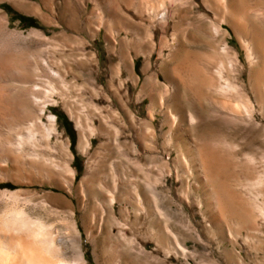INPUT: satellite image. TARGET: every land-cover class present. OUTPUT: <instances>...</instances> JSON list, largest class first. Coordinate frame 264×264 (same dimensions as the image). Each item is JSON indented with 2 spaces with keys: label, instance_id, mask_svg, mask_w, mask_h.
I'll return each mask as SVG.
<instances>
[{
  "label": "rangeland",
  "instance_id": "1",
  "mask_svg": "<svg viewBox=\"0 0 264 264\" xmlns=\"http://www.w3.org/2000/svg\"><path fill=\"white\" fill-rule=\"evenodd\" d=\"M11 56L0 217L76 190L90 264H264V0H0Z\"/></svg>",
  "mask_w": 264,
  "mask_h": 264
},
{
  "label": "bare ground",
  "instance_id": "2",
  "mask_svg": "<svg viewBox=\"0 0 264 264\" xmlns=\"http://www.w3.org/2000/svg\"><path fill=\"white\" fill-rule=\"evenodd\" d=\"M20 65L16 57L11 56L0 63V70L11 81L20 79L22 83L30 84L32 82L30 73H26L22 78L16 74V69ZM8 89L12 108L16 107V104L28 105L23 99L25 90L17 89L10 84ZM61 191L65 192V195L58 193L57 190H44L37 196L46 204H50L44 208L53 220L49 225L43 219L29 220L24 215L27 210L24 212L23 208L21 209L23 212L14 209L0 217V264H90L86 257L83 238L84 231H87L90 237H94L96 233L97 206L91 210L87 207L82 208L78 204L77 200L80 197L76 190ZM95 199L96 195L88 197L89 201ZM84 214L89 216L87 224ZM67 249L74 253L73 261L65 258Z\"/></svg>",
  "mask_w": 264,
  "mask_h": 264
}]
</instances>
